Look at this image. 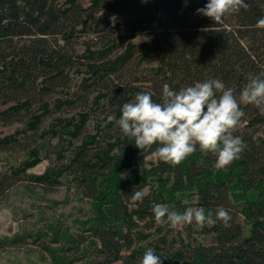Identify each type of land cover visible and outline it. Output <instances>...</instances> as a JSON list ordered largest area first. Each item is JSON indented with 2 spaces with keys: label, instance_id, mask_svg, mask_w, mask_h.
<instances>
[{
  "label": "trees",
  "instance_id": "1",
  "mask_svg": "<svg viewBox=\"0 0 264 264\" xmlns=\"http://www.w3.org/2000/svg\"><path fill=\"white\" fill-rule=\"evenodd\" d=\"M205 3L0 0V122L23 123L16 134L0 139V150L22 145L23 151L30 153L28 161L0 173V200L40 161L42 150L48 153V140L40 144V137L45 141L67 135L70 139L65 141L71 145V139L80 137L89 121L90 112L50 118L45 96L64 93L54 104L61 109L80 100L86 104L89 93L97 92L94 104L100 105L104 99L107 113L96 123L95 132L83 135L66 164L48 168L43 174H29V178L42 186H56L66 173L73 174L72 179L91 200V215L80 225L101 244L104 258L99 264H140L148 248L161 256L163 264H264V115L254 105L240 101L244 116L233 135L240 136L246 148L223 170L212 167L215 153H203L199 148L179 164L158 159L148 165L146 157L156 154L158 145L139 149L109 120L110 116L119 118L122 104L137 92H150L159 102L165 86L179 90L211 78L231 87L239 101L251 76L264 71V28L257 25L264 18V0H246V8L226 14L220 22L196 12ZM91 31L100 35V46L94 50L87 47L78 54L74 36ZM139 33L148 36L141 44L134 41ZM74 66L87 68L89 77L71 95ZM20 135L33 136L34 144L24 145L27 142ZM148 187L135 212L140 220L155 221L151 209L156 203L180 212L202 207L211 222L202 229L195 223L185 226L201 236H211L210 241L178 236L172 242L177 249L162 252L167 243L164 236L155 242L142 230L134 235L135 224L125 201ZM188 196L191 203L196 199V204L185 202ZM220 207L230 213L228 227L216 218ZM50 230L51 242L59 244L44 246L50 264L77 263L87 237L67 227ZM42 235L49 232H38L36 239Z\"/></svg>",
  "mask_w": 264,
  "mask_h": 264
},
{
  "label": "rangeland",
  "instance_id": "2",
  "mask_svg": "<svg viewBox=\"0 0 264 264\" xmlns=\"http://www.w3.org/2000/svg\"><path fill=\"white\" fill-rule=\"evenodd\" d=\"M107 32L111 36L114 35L111 29H108ZM147 37V33H139L134 41L137 44H141ZM61 40L63 39L61 38ZM101 40L100 35L93 31L79 33L74 36L73 46L77 53L80 54L87 47L94 50L97 46H100ZM143 66L145 65H142V69ZM142 69H137V72H142ZM86 77H89L87 68L74 66L71 69L69 87L71 95L75 91H78V85ZM97 95V92L89 93L90 102L85 104L84 101L80 100L72 106L65 105L61 109L54 108V104L56 99L64 98V93L56 91L45 96V100L51 108V113L48 115L50 118L56 116L70 118L78 112H90V118L81 133L82 135L71 139V145L65 141L66 139H70L67 135H56L51 140L48 138L45 141L40 137L38 139L40 144H45L48 140L47 144L50 148L45 150L48 153L45 154L44 150H42L40 161L30 167L28 174L23 175L22 179L10 190L7 196L0 200V264H50L51 257L44 246L49 245L55 248L59 245L58 243H52L50 240L51 234H53L50 227L55 226L67 227L70 232H80L83 236L87 237V242L82 245L80 260L75 264H99L100 261H103L104 253L100 252V242L98 239L92 237L91 231H84L86 229L83 230L80 225V222L86 221L89 215H91V200L85 196L81 187L72 179L73 174L66 173V175L61 177V183L56 186H42L34 183L29 178V174H43L48 168H53L58 164H66L68 157L71 156V149L81 143L83 135L95 132L96 123L101 121L107 113V110L103 108L105 107L104 99L99 102L100 105L94 104ZM22 127L23 123L20 122L8 125L1 121L0 139L16 134ZM240 128L243 129V124L240 125ZM42 130L43 128L40 132ZM32 133L29 132L30 135ZM23 136L20 135L19 137L24 139L23 142H27L24 145L34 144L33 136ZM22 147V145L21 147L10 145L9 149L0 150V173L7 171L12 165H20L22 162L28 161L30 153H25ZM60 149L63 153L60 152ZM158 159V156L153 153L148 154L146 157L148 165H150L151 161L157 162ZM148 192L149 187L143 191L144 194ZM190 196L185 199V202H189L191 205L196 204V199L191 203ZM125 204L128 208V213L132 214V221L135 224L132 225V229H134L133 234L136 235L137 231L142 230L145 235L150 236L155 242L159 240L160 236H164L167 243L162 245V252L176 250L177 245L175 244L174 246L172 242H176L178 236H181L185 240L195 238L201 242H208L211 239V236H201L195 229L192 231V229L186 228L185 225L173 227L166 221L158 224L156 221H152L151 218L142 221L135 213L139 208L138 201L130 198L125 201ZM149 223L153 224L152 228H148ZM158 226L162 229L159 230ZM40 231H47L49 235L46 237L42 235V237L36 239L37 233ZM9 239H15L17 242L9 243L7 242ZM89 240H94L97 243L88 244ZM147 243L148 241H145L144 244ZM123 253L127 254L128 252L124 250Z\"/></svg>",
  "mask_w": 264,
  "mask_h": 264
},
{
  "label": "clouds",
  "instance_id": "3",
  "mask_svg": "<svg viewBox=\"0 0 264 264\" xmlns=\"http://www.w3.org/2000/svg\"><path fill=\"white\" fill-rule=\"evenodd\" d=\"M242 7H247L246 0H206L196 12L220 22L226 14L237 13ZM257 25L264 28V18ZM240 101L254 105L264 115V71L251 76L239 101L231 87L211 78L179 90L165 86L159 102L150 92H137L132 100L122 104L119 118L110 116L109 120H114L122 135L139 149L158 145L156 155L164 163L179 164L199 148L203 153H215L212 167L223 170L238 160L246 148L243 139L233 135L244 116ZM143 197V192L136 191L133 200L142 202ZM151 210L158 224L166 221L176 227L195 223L202 229L211 222L202 207H188L180 212L156 203ZM215 215L225 227L229 226L231 216L227 209L220 207ZM156 253L148 248L140 264H163Z\"/></svg>",
  "mask_w": 264,
  "mask_h": 264
}]
</instances>
